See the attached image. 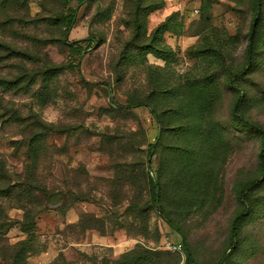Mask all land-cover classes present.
I'll return each instance as SVG.
<instances>
[{"label": "rangeland", "instance_id": "rangeland-1", "mask_svg": "<svg viewBox=\"0 0 264 264\" xmlns=\"http://www.w3.org/2000/svg\"><path fill=\"white\" fill-rule=\"evenodd\" d=\"M256 3L0 0V264H217L225 251L224 264H264V0L245 69ZM82 39L75 61L67 42ZM202 88L215 98L203 119Z\"/></svg>", "mask_w": 264, "mask_h": 264}, {"label": "trees", "instance_id": "trees-1", "mask_svg": "<svg viewBox=\"0 0 264 264\" xmlns=\"http://www.w3.org/2000/svg\"><path fill=\"white\" fill-rule=\"evenodd\" d=\"M77 2L78 5L84 4L86 0H75ZM75 12L76 10H73L72 8H69V11L66 14H61L58 16V20H61L66 31H69L71 26L74 23V19H75ZM262 13H263V5H262V0H257L256 3V9H255V15L249 30V44H248V48H247V57H246V62H245V69L249 70L251 68V65L253 63L254 60V45L255 42L257 40V35H258V30H259V25H260V21L262 18ZM82 43H86V45L84 46ZM92 42L90 39H82V40H77V41H73V42H67L68 48H69V57L75 61H79L82 56L84 55V52L87 50V48H89L91 46ZM69 67H75V64L73 62H71L69 64ZM230 87H233V89L235 88L234 83L233 82H228L227 84V89H230ZM203 90L198 92L199 95V102L200 105L196 106V109H198V118L203 119L205 117V115L208 114L209 109H210V105L215 101V98L212 94V92L207 89V88H202ZM142 105H146L148 107H150L147 104L144 103H137L135 104V106H142ZM242 106V98L239 97V99H237L234 103L233 106V112L235 114V116L237 115V111L239 109H241ZM131 107H134V105ZM188 107V109L190 107H192V105H185V109ZM151 112L156 115L158 117V122L162 123V120L158 114V112L150 107ZM210 117V116H208ZM207 117V119H208ZM43 126V125H42ZM259 133H261V135L264 137V128L261 126H257V125H252ZM203 126L200 124L197 127H193L190 129V134L192 133L194 135L195 133V137H199L200 141L196 142L199 146H200V151L203 150L204 147H209V141L208 138L205 139L204 135L202 133V128ZM197 131L200 133L197 134ZM50 132H56L55 130H50ZM198 138V140H199ZM195 142V140H194ZM205 145V146H204ZM183 148H186V145H182ZM186 146V147H184ZM204 146V147H203ZM155 147L154 144H150L149 146V153H148V157H151L152 155V151L153 148ZM195 147V146H194ZM193 150V149H192ZM185 151H188L187 148L185 149ZM192 152V151H190ZM189 155V153H188ZM203 161L201 162V164L199 163L198 165H196L194 168L200 170L199 174H192V169H191V176L194 177V179L197 182H201L204 180H207V178L209 177L207 174V169L204 168L202 166ZM259 163H260V169H261V174H263L264 176V149L262 150V152L259 154ZM191 165L190 167L192 168ZM260 181H254L252 183L249 184V186L247 187V189L243 190L241 193V200H244V198H248V194L253 193L255 191V187L259 186ZM149 184L151 185L152 189L154 192H156V197L158 196V190L159 187L157 185V183L154 180H150ZM43 192V191H42ZM44 193V192H43ZM249 205H244V209L240 212V214H238L234 220L232 221V230H231V238L232 240H235V238L238 236L239 230H240V226L243 223L244 219L248 216L249 213ZM28 215V213H27ZM10 221V220H9ZM168 223L175 228L179 233L181 232V230L175 225L173 224V222H171L170 220H168ZM231 249H235L236 248V242L234 243V241L230 244ZM182 250L184 251V254H186V256L190 257V252L187 248L183 247ZM229 259V255L226 253V251L222 254L221 258L219 259V261L217 262V264H224L227 260Z\"/></svg>", "mask_w": 264, "mask_h": 264}, {"label": "water", "instance_id": "water-1", "mask_svg": "<svg viewBox=\"0 0 264 264\" xmlns=\"http://www.w3.org/2000/svg\"><path fill=\"white\" fill-rule=\"evenodd\" d=\"M187 262H188V258H187L186 264H187Z\"/></svg>", "mask_w": 264, "mask_h": 264}]
</instances>
